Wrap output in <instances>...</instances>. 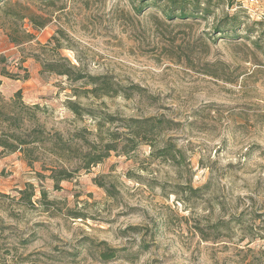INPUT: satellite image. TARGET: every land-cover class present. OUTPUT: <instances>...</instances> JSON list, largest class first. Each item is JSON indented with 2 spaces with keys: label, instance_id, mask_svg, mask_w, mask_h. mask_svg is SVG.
<instances>
[{
  "label": "rangeland",
  "instance_id": "rangeland-1",
  "mask_svg": "<svg viewBox=\"0 0 264 264\" xmlns=\"http://www.w3.org/2000/svg\"><path fill=\"white\" fill-rule=\"evenodd\" d=\"M1 7L0 130L19 93L27 128L70 150L3 154L0 264H264V0H222L198 21L138 0ZM226 16L228 40L214 32ZM147 118L172 129L123 152L128 120Z\"/></svg>",
  "mask_w": 264,
  "mask_h": 264
},
{
  "label": "trees",
  "instance_id": "trees-1",
  "mask_svg": "<svg viewBox=\"0 0 264 264\" xmlns=\"http://www.w3.org/2000/svg\"><path fill=\"white\" fill-rule=\"evenodd\" d=\"M42 2H46L49 4H53L54 0H38ZM222 0H138L139 10H143L144 8H153L156 7L159 2L164 4L163 13L166 19H179L181 21H198V20H207L209 17L214 16L216 9H218L220 2ZM8 4V0H0V5L4 8ZM1 7V8H2ZM238 22L234 16L229 17L226 16L222 18V20L214 27V32L222 34L225 39H230L236 35ZM262 36L264 37V32H262ZM256 45H259L258 41L255 42ZM43 70L46 72H54L58 76H66L69 79H73V81H86L83 82L85 84L93 83L97 81L94 77H87L84 74L80 73L77 68L73 66H69L63 62H49L43 64ZM94 81V82H92ZM100 86L107 84V82H99ZM93 87L91 91L95 93V88ZM100 89V87L98 88ZM138 95H141L143 89L139 87H130L125 90V96L127 98L132 97L134 93L133 90ZM132 90V92H130ZM17 95V102L20 104L19 113L17 116H8L3 119L2 122L6 123V128L0 130V159L3 154L14 153V152H22L26 157L32 155L33 150L37 147H42L46 140L52 142V152L54 155L59 156V151H68L70 148L66 145L65 142L61 140H52L45 136L44 132L40 128H33L29 130L28 122L25 119H22L21 115L23 114L22 109H26L25 106L20 102L19 93ZM70 103V102H69ZM70 109L74 113H79V106L77 104H70ZM113 121V120H110ZM128 132H126L127 143L123 147V152L127 153L130 150H126L128 147H136L137 140L143 142L144 144H149L150 147H154V142H151L152 138L159 135L161 132L172 129L171 121L166 120L164 118L156 119V118H147V119H129L128 120ZM118 138L111 137L110 146L107 147V153L109 151H115L117 148ZM132 148V149H133ZM56 149V150H55ZM129 149V148H128ZM172 146L165 145L161 150H159L160 157H166L171 153ZM55 150V151H54ZM175 150V148H174ZM179 151V150H178ZM61 157V156H59ZM174 158V157H173ZM93 159L86 164V168L91 164L99 163V160ZM63 174V172H60ZM64 175V174H63ZM67 176H62L61 180H64ZM29 189L32 188L31 185H27ZM25 191H21V194H24ZM32 192L29 197L25 199L30 201V196H32ZM44 196V192H43ZM103 257L106 259H112L114 254L109 252H103Z\"/></svg>",
  "mask_w": 264,
  "mask_h": 264
}]
</instances>
